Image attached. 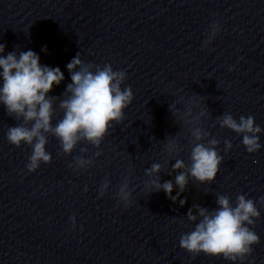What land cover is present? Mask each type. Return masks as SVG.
<instances>
[{"label":"clouds","instance_id":"clouds-1","mask_svg":"<svg viewBox=\"0 0 264 264\" xmlns=\"http://www.w3.org/2000/svg\"><path fill=\"white\" fill-rule=\"evenodd\" d=\"M220 30V24L213 21L202 48H207ZM5 47V44L0 43V54L5 52ZM66 67L72 82L67 85L62 94L63 98H60L49 95L53 87L60 85L65 78L59 67L41 65L40 56L32 50L0 55V104L5 106L8 116L22 120V123L8 128L7 139L18 148L22 143L31 147L32 153L26 164L29 173L35 172L42 163H51L52 156L46 151L49 136L59 141L65 155H70L80 142H87L99 149L109 129L124 120V110L134 99L131 86L122 88L126 79L123 70L114 71L110 64H84L80 53ZM55 101H59L58 107L63 115L53 125L56 115ZM172 107L173 105H169L170 112ZM206 114L202 110L198 115H193L192 108L184 113V123L191 125L188 129L192 137L190 163L186 164L181 159L175 160L172 165V170L177 172L175 184L171 180L160 182V163H153L150 168L145 169L148 177H156L146 184L153 189L149 194L162 190L170 200H179V204L183 206L186 199L179 197L186 190L189 177L200 184H211L215 181L223 156L216 150L219 144L217 139L211 138L207 139V143L202 142L210 136L206 129L199 126L201 117ZM189 117L191 119H187ZM216 123L221 128L242 135V144L248 153L261 149L258 134L264 130L255 123L253 116H240L237 120L232 114L225 112L217 118ZM165 140L164 151L169 156L183 150L177 140L167 137ZM224 143L225 151L233 147L230 141L226 140ZM87 151V148L80 149L81 153ZM100 155L101 152L97 151L93 158L76 156L69 167L81 172L87 171L93 166L94 158ZM109 184L106 178L98 189V198L106 194ZM174 186L179 189L175 196L172 195ZM87 190L85 187V191ZM115 195L118 205L129 207L132 191L127 177L118 186ZM215 203L217 207L211 210L199 204L192 205L186 217L189 222H196L195 227L181 235L179 246L193 257L203 253L242 262L252 254L253 245L260 243V237L249 227L254 226L255 220L260 217L256 201L240 194L233 205L230 197L218 194ZM259 203L264 205V197L259 198ZM69 222L72 228L76 227L75 216L70 217Z\"/></svg>","mask_w":264,"mask_h":264}]
</instances>
